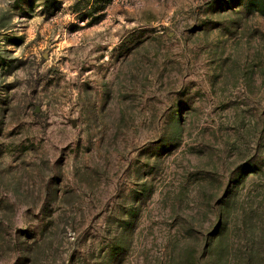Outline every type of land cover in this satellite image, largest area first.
Returning a JSON list of instances; mask_svg holds the SVG:
<instances>
[{
	"label": "rangeland",
	"instance_id": "374dc122",
	"mask_svg": "<svg viewBox=\"0 0 264 264\" xmlns=\"http://www.w3.org/2000/svg\"><path fill=\"white\" fill-rule=\"evenodd\" d=\"M0 264H264V0H0Z\"/></svg>",
	"mask_w": 264,
	"mask_h": 264
}]
</instances>
